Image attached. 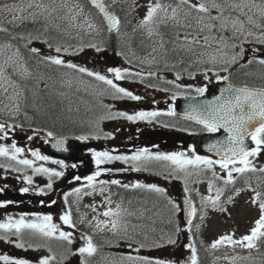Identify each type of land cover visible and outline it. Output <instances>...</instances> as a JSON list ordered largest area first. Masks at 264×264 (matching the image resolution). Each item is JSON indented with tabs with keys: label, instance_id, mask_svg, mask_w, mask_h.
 Returning <instances> with one entry per match:
<instances>
[{
	"label": "snow or ice",
	"instance_id": "6c2138e0",
	"mask_svg": "<svg viewBox=\"0 0 264 264\" xmlns=\"http://www.w3.org/2000/svg\"><path fill=\"white\" fill-rule=\"evenodd\" d=\"M87 3L94 6L102 14L103 20L107 22L108 31H118L120 26V18L112 11V6L119 3V0H112L109 5L105 0H87ZM60 0L59 5L56 0H26V6H18L13 4L11 6L5 4L0 5V8L6 9L14 13L8 23L14 26L17 23H23L27 20L36 21L41 17L50 19L53 13H59L62 9H67L68 15L61 17L62 19L69 20V23L74 27H87L88 31L96 30L97 26L91 22L89 15L85 13V4L82 0ZM29 9H33L29 11ZM216 10V15L212 14V10ZM256 10L253 12V10ZM232 12H238L239 15L232 16ZM227 13V14H226ZM252 13V14H249ZM240 16H247V21L240 19ZM82 18V19H81ZM79 21V23H76ZM3 21L0 20V32L7 33L9 30L3 27ZM171 25L173 32L169 39H165V34L160 32L161 26ZM47 28V25L45 26ZM139 28L145 29L149 37H158L157 45L153 47L152 52L157 53V56L151 55L147 60L149 64L163 63L164 69L173 71L175 79L167 80L166 83L172 84L176 87H181L177 84L182 77V73L187 72L190 76H195L194 72L190 69L193 66H204L202 69L198 67V71L202 70L205 74V79H209L208 73L215 75L217 81L226 82V85L220 89V94L214 96L211 100H203L197 103L188 105L184 113V118L195 121L197 124L202 125L203 129L209 133H217L223 129L227 135L223 139H218L210 143L207 147L210 152H215L219 159H213L209 156H202L194 154L189 157L185 152H171V153H152L147 147L136 150L132 155H114L109 151H92V156L95 158L97 170L83 179L87 182L86 185L72 190L71 193H65V203L68 204V197L75 194H80L85 187L96 190L97 185H106L108 183L114 185H121V181L113 179L110 182L99 180L98 177L102 173L113 171L108 168H101L106 162L111 161H124L125 163L132 164V171H148L152 161H166L170 162L171 171L169 176L171 178H180L179 174L183 173L185 182L187 177L196 174L203 175L207 171L212 172V179L208 182L209 195L201 198V205H210L213 209L226 211L223 207L222 196L225 194L226 188L234 186L238 179L245 177L248 173H260L261 176L257 177L258 187L264 184V166H257L256 159L264 153V85L249 86L244 84L236 86L230 79V68L234 65H244L241 61L246 59L245 43H256L264 45V0H174V3H163L162 0H155L148 5L147 12L143 19L139 22ZM225 32H231V35H224ZM27 39L31 43L33 37L28 33L27 37L23 34H18L13 39ZM171 45V47H169ZM27 46V45H26ZM87 47L95 48L97 52L102 49L96 44H88ZM13 45L5 44L0 45V53L6 49H11ZM49 43V48H52ZM83 48H77L75 51H82ZM30 51L33 54L39 55L40 50L32 47ZM254 52L259 53L260 49H253ZM68 53V47L57 45L55 47L56 55L40 56V63L48 64L49 66L55 65L72 69L81 74H87L94 77L96 80L103 82L110 86L114 98H129L131 100H141L143 97L135 95L132 91L120 86L115 81L123 80L126 76L135 75L141 79L144 76L156 77L163 80L164 77H159L157 72L149 71L146 74L142 72L131 73L128 69L109 68L107 71L113 73L115 81L100 72L91 71L87 67L79 66L71 61H66L60 53ZM248 65L253 63L264 66V54L256 55L246 60ZM185 65H187L185 67ZM207 65H211L208 67ZM8 68L12 69V73L19 74L22 80H27L32 77V73L22 62L19 55V50L12 52L6 57L3 62H0V91L8 93L11 88L12 94L9 99L14 101V106L9 108L10 115H17L21 110L20 98L24 96L25 88L17 84L12 79V75L7 71ZM221 72L229 73L228 75H220ZM62 75H68L67 73ZM43 79V77H41ZM66 83L71 86L72 81L67 80ZM154 87V85H149ZM47 87V84H45ZM184 87H191L190 85ZM18 89V90H17ZM167 90V89H165ZM207 91V85L195 88L197 96H203ZM63 95V93H61ZM26 99V97H25ZM172 99L175 100L176 96L173 95ZM195 99V98H193ZM5 107H8L7 105ZM162 114L169 116L176 115L175 109L170 108L167 113L160 111H137L134 114L127 112H109L107 115L100 117L103 119H114L116 117H123L129 121L148 120L151 121ZM16 126L11 124L0 123V140L8 137L9 130L15 129ZM52 131L47 132L48 137H52ZM107 136H112V133H106ZM250 138L254 147H249L245 140ZM29 140L32 136L28 137ZM77 140H87L88 136L76 137ZM57 144L63 151H68L71 147H65V138L61 137L57 140ZM195 152V149L192 150ZM25 152V148L17 146L13 141L10 146L0 143V157L7 160L14 161L15 165L23 167H16L13 164H0V168H10L14 171L21 172L24 168L32 169L33 174L42 173L48 177V183L44 188H39L40 193L45 192V188L51 190L53 187V178H60L65 175L63 171L47 168L43 165L36 166L35 161H47L49 157L42 155L38 150L31 151V156L35 159L21 158V154ZM54 163L67 167L63 160H56ZM218 165L223 173L215 171ZM71 167H77L72 164ZM191 167V171L189 168ZM117 171H128V169H120ZM20 177H18L19 179ZM166 179L169 177H165ZM22 179L28 184H33L32 175H24ZM74 180L79 181L80 176H75ZM216 180L223 182V187L216 185ZM247 189L254 192L251 198V203L258 205L260 210L259 218L255 221L254 226L250 231L239 237L235 238L234 233H226L219 236L214 240L210 248L218 249L222 246L226 247H240L247 250H259L260 244L264 243V191L253 189L250 178L244 180ZM125 189H145L149 192L164 194L166 189L157 186L156 184H148L142 182H135L131 184H122ZM5 187H0V193L5 191ZM31 189L23 187L20 189L22 193H28ZM242 188H233V195L228 196L226 202L232 203L235 196H238ZM99 191L103 193L104 187H100ZM185 192L189 189L185 187ZM85 195L91 193L84 192ZM106 202L111 204V199L106 197ZM189 205L188 220L186 222L187 230L191 231L193 227L192 218L197 215V207L193 204L190 198L187 199ZM13 203L11 200H0V207H4ZM43 203V201H41ZM52 204L56 201L52 200ZM179 211V207L173 201H169ZM105 219L100 220L94 217L95 229L98 232H110L112 239L108 243L113 246H119L121 242H128V247L131 248L133 242L136 241V236L141 234L140 229L142 225H131L128 217L134 213L128 212L126 209H121L120 205L116 206L113 210L111 207L107 208L103 213ZM203 220V215L200 216ZM51 215H36L35 219H28L25 215L19 218L8 216L6 221H0V240H5L8 243L14 244L18 248L32 247L31 244L25 240L26 234L40 235L49 239H57L66 241L67 244L73 243V232L63 231L60 225L52 222ZM60 220L64 225L75 229L76 223L72 217V210L69 207L61 214ZM83 223V219L81 220ZM89 224L92 221H88ZM199 228L200 225H195ZM182 229L177 225L174 234H162L158 242L154 241L152 247H163L165 245H175L178 240V235ZM144 239H148L147 233H144ZM11 237H16L15 240ZM82 239L85 241L84 245L76 249L74 252L69 249L68 254L61 257L59 264H63L68 259V255L79 254L81 264H89V257L94 256L98 251V245L94 242L91 235L85 234ZM139 247H146V244L139 243ZM185 247L191 250L189 258L190 264H198L197 249L194 244L189 243ZM139 249H137L138 251ZM51 251V249H49ZM228 259V257H225ZM129 261H136L137 264H178L173 260H166L160 258H150L146 256H132L126 257ZM235 264L237 260L248 259V257L233 256L230 258ZM56 260L55 255H48L41 257L37 264H52ZM0 262L3 264H32L26 258H14L7 254H0ZM182 264V262H180Z\"/></svg>",
	"mask_w": 264,
	"mask_h": 264
},
{
	"label": "flooded vegetation",
	"instance_id": "af4514ba",
	"mask_svg": "<svg viewBox=\"0 0 264 264\" xmlns=\"http://www.w3.org/2000/svg\"><path fill=\"white\" fill-rule=\"evenodd\" d=\"M102 57H107V55H98L96 65L99 69L103 67L102 72L105 73L106 68H108V66L113 67V65H108L105 60L101 61ZM29 68H31V66H29ZM106 75H110V73ZM244 75L248 78H254L255 76L252 70L245 71ZM262 78H264V76H262ZM34 80H38V78L31 77L25 80L27 85L23 98L26 97L28 108L20 110L19 112L21 114L24 112L29 118H32L33 116L36 117V115L45 116V112L41 114L38 113L39 105H36L35 103L42 102V104H40L41 106L44 103L51 101L46 94V90L41 93L33 92L32 83H34ZM144 80L148 79H141L139 77L130 80L125 79L115 81L120 86L132 91L135 95L143 97V99L138 101L126 97L115 99L113 95H111L107 99L109 102L107 106H109L110 112H127L129 114H134L137 111L143 110L167 113V111L172 108V93L160 91L158 88L150 87L148 85L143 86L139 84L140 81ZM157 80L158 79L156 78L155 81ZM45 89H47V87H45ZM11 94H9V96ZM0 96L4 97V94H0ZM52 99V108L59 106L63 113V101L56 96ZM96 105V102L90 104L92 110H97ZM49 108L47 110H49ZM36 120L37 123L34 128L29 124L28 127L18 125L21 128L15 127L14 131L10 129L8 137L0 140V143L10 146L12 142L15 141L17 146L25 148V152L21 154V158L34 160L35 158L31 156V151L35 150H38L42 155L48 156L44 148V139L47 134L46 128L53 124L37 118ZM107 123L108 133H112V136H107L105 134L104 137L99 138L95 132L92 133V135L89 136V139H87L89 142L88 147L81 151L80 157L77 161L70 162L49 156V160L47 161H35L36 166L43 165L44 167L56 169L57 171H63L65 173L63 177L53 178L52 189L48 190L45 188L44 193H40L38 189L44 188L48 183V177L46 175L42 173L33 174L32 169L28 168H24L21 172L14 171L7 167L0 168V187L6 186L5 191L0 193V200L13 201L11 204L0 207V221H6L8 216L19 218L21 215H25L28 219H35L36 215H51L53 223L60 225L61 230L68 231L72 228L64 225L60 220V216L70 205L73 220L77 225L76 228L89 231L94 242L108 243V241L112 239V234L110 232L96 231V221L94 219V217H97L100 220L105 219L102 213L107 208L111 207L115 210L116 206L120 205L121 209H126L128 212L134 213V215L127 218L132 224L141 222L140 218L145 216V210L148 211V214L153 213L155 216L157 213L159 214V209L139 204L135 198L145 194L151 195L152 193L153 195L160 193L149 192L145 189H125L121 186L122 184H131L137 181L160 186V181L158 179L159 175L155 174L158 172L157 161L151 162L148 171H132V164L130 162H106L99 167L112 169L113 171L102 173L98 179L109 182L113 179H118L121 181V185H114L111 183L103 186L97 185L95 191L92 188L85 187L80 194L73 193L70 195L68 197V204L65 203L64 194L71 193L73 189L86 185L87 182L83 178L92 175L97 170L92 151H109L114 155H132L136 150L147 147L152 153H171L177 152L178 150H186L189 152V143L182 139L186 132L190 130L195 132L207 131L203 129L202 125L197 124L195 121L185 119L182 116H169L166 114H162L151 121H129L123 117H116L114 119H109ZM77 124L78 122H76V125ZM57 125L63 127V122H60ZM29 136H32L31 140L28 139ZM56 160H63L67 167H61V165L54 163ZM10 163L15 165L14 161L0 157V164L7 165ZM72 164H76L77 167H71ZM15 166L23 167L21 165ZM120 169H128V171H117ZM24 175H32V185H28L22 179ZM75 176H80L81 179L79 181L74 180L73 178ZM18 177L20 178L18 179ZM23 187H29L31 190L28 193H22L20 192V189ZM100 187L105 188L103 193L99 191ZM185 187L188 188V186L184 184L179 185L174 183V186L165 185L163 187L166 189L164 194L176 195L177 193L185 192ZM84 192H89L91 194L85 195ZM106 197L111 199V204L106 202ZM52 200H55L56 203L52 204ZM41 201H43V203H41ZM98 201L100 204L92 205ZM82 219L83 223H81ZM88 221H92V223L89 224ZM157 222L158 220L155 219V223ZM11 239L15 240L16 237H11ZM73 239L80 243L82 236L75 231L73 233ZM25 240L32 246L64 242L62 240L49 239L40 235L31 234H26ZM32 250V247L26 246L22 249L5 240H0V254H7L14 258H26L30 260L32 264H37L41 257L46 256L35 253ZM115 255H121V253H116ZM97 256V253L92 256V261L96 260ZM114 258L120 260L122 257L115 256ZM0 264H3V262H0Z\"/></svg>",
	"mask_w": 264,
	"mask_h": 264
},
{
	"label": "rangeland",
	"instance_id": "374dc122",
	"mask_svg": "<svg viewBox=\"0 0 264 264\" xmlns=\"http://www.w3.org/2000/svg\"><path fill=\"white\" fill-rule=\"evenodd\" d=\"M6 2H3L1 5H13L16 4L18 6H26V0H5ZM109 2L112 3V0H109ZM33 9H29V11H32ZM256 10L254 9L253 12H255ZM14 13L9 12L6 9L0 8V16L4 17V18H12V15ZM212 14L216 15V10L213 9L212 10ZM227 14V13H226ZM232 16H237L239 15L238 12H232L231 13ZM252 14V13H249ZM241 20H244L245 22L247 21V16H240ZM45 21L46 19L43 17L42 19ZM35 22V21H32ZM19 23V22H18ZM68 25L71 26L72 24L69 23L68 20ZM231 33V32H229ZM156 41H158V39H155ZM152 41V40H150ZM155 44H157V42H154ZM38 49L41 50V48L44 49V51L50 55H56L55 50L54 49H49L46 45H40V44H36ZM154 45V44H153ZM149 47V46H148ZM244 47L246 49V59L244 61H241V63L244 65L243 67L240 66L241 69H245L248 68V64L246 63L247 59H250L253 56L256 55H260V54H264V45H260V44H256V43H245ZM153 48V46L151 47ZM260 49V52H254L253 49ZM151 55H155V53L152 52L151 50ZM113 55V54H111ZM109 55L107 56V60L106 62L109 63H113L114 68H120V69H128L131 73H137V72H142V73H147L149 71L144 70L145 68H147V66H150L149 63H147V58H145V56L143 58L141 57H137L131 60L132 61H137L138 64L136 66H134L132 63H125L124 65H122L120 62L121 58L116 57V59H112V56ZM150 55V56H151ZM248 57V58H247ZM79 58H81V61H84L86 63V66L88 69L91 70H95V60L98 59V55L93 54V53H86L84 55H81ZM151 58V57H150ZM89 60H93V64L91 66H88L87 64L90 65ZM255 65H258L256 63H254ZM208 67H211V65H207ZM185 72L182 73V76H184ZM224 72H221L220 75H224ZM114 76V74H113ZM133 76V75H132ZM146 76V75H145ZM166 79L169 78H175L173 76H162ZM208 77L209 79H205V74L202 70L195 72V76H191L190 78V82L193 86H195V88L197 87H201L204 86L208 83H210L213 80H216L215 75H213L212 73H208ZM137 78L133 77V79ZM185 79V78H184ZM72 82H74V86L78 87V83L80 82V79L78 78H72ZM76 82V83H75ZM182 87L185 86L186 83L183 82V77H181V79L178 81ZM182 83V84H181ZM99 88V86H97ZM96 86H93L92 88L94 90H96L97 92H102L101 90H99ZM110 88V86L108 87ZM13 91L11 88H9L8 93ZM112 90H107L106 92H111ZM53 90H48L46 92L47 96H49L50 100L48 103H45L43 105L40 106V109L38 108V113H44L49 107H53ZM7 93H4V97L0 98V105H1V109H3L7 115H10L9 113V108L13 107L12 104L10 103V99L9 97L6 98L5 95ZM59 95V94H58ZM118 99V98H115ZM76 100H78L76 97L71 98V102L70 104L73 105ZM80 102V100H79ZM6 104H8V107H5ZM83 107H85V105L83 103H81ZM66 117H64L67 121H72L74 120L76 117L71 115L70 112L68 110H66ZM78 118V116H77ZM3 121V120H1ZM66 121V122H67ZM107 121V120H106ZM106 121L104 123H106ZM3 123V122H1ZM7 124H10V122H6ZM104 124H102L103 126ZM83 128V126L81 127ZM187 134H185L182 139L183 140H187L186 139ZM177 152H185L186 155H188L189 157L193 156V155H189L187 154L186 150H178ZM158 163H160L159 165V170L160 172V176H158L159 179H161V183H164L163 179L164 177H168V174L171 171V165L170 162H166V161H157ZM264 153H262L261 155H259L258 157V162H257V166H264ZM215 167V171L217 172L219 166L216 165ZM189 170L191 171V167L189 168ZM221 174H225L223 172H221ZM180 178H171L172 179V183L170 181V184H174V183H178V184H185L186 186H189V188L191 190H194L195 193L197 194V201L199 202L200 205V213H199V217L201 215H203L204 219L201 220L199 218L198 222L196 225H200L199 228H196L195 226L191 229V231L185 229V227L182 228V231L180 233V235L178 236V240L177 243L173 246H166L163 248L159 247L160 251L159 255L161 259H166V260H173L176 261L178 258H181L182 256L184 257H188L190 258L191 256V250L187 247H185V245L192 243V239L194 238V236L196 235L197 239L199 240L200 244L208 251L211 250L210 245L211 243L216 240L219 236L224 235L226 233H234L235 238H239L245 234H247L251 227L254 226L255 221L259 218L260 215V210L258 205H254L251 203V196L249 191H243L242 193H240L238 196L234 197V200L232 203H226L225 207H227L226 211H224L225 213H223L222 211L218 210V209H213L211 208L210 205L207 206H203L201 205V198L203 196L209 195L208 192V181L204 180V176L203 175H196L193 174L189 177H187V183L185 182V177L183 173L179 174ZM181 179V180H180ZM212 179V176H211ZM218 180H216L215 182L217 183ZM172 201L174 198H170ZM162 216H160L158 213L156 214V216L152 213V214H146V217L144 218H140V223H130L131 225H142L143 227L139 230L141 234L136 236V241L140 240V241H144V233H147L148 235V243L146 244V247H143L145 249H150L153 250L156 247H152V243L155 241V239H153L152 237H150L149 235L152 233L153 234V230L156 229L154 228L155 225V219H157L160 222H163V218H161ZM179 218V217H178ZM162 234H166L161 230V235ZM85 242H81L79 245L83 246ZM128 245H121L122 248H126ZM74 248L75 246L72 245ZM139 246V245H138ZM137 247H134L132 245L130 249V251L134 250L136 253H143V250L141 252H139L140 250L137 251L138 249ZM48 247H43V246H38L37 248H34L33 251H36V253L38 254H48L49 252L47 251ZM72 248V247H71ZM74 248H72L73 250H75ZM115 250V249H113ZM128 250V249H127ZM112 254L108 253V257H110ZM146 257H151V253H148V255L145 254ZM233 257V256H232ZM231 257L228 256V259H226L225 257H221L218 258L214 261L213 264H233L232 260L230 259ZM63 264H78V262L76 261L74 256H69L67 260H65L63 262ZM235 264H237V261L235 262Z\"/></svg>",
	"mask_w": 264,
	"mask_h": 264
},
{
	"label": "trees",
	"instance_id": "16d2710c",
	"mask_svg": "<svg viewBox=\"0 0 264 264\" xmlns=\"http://www.w3.org/2000/svg\"><path fill=\"white\" fill-rule=\"evenodd\" d=\"M82 2L85 4V13L89 15V19L91 22L95 23L97 28L96 30L90 31V33H84V29H87L85 26L84 28L81 27H74V26H69L68 25V20L67 19H62L61 17H65L68 15L67 9H62L59 13H53L52 17L48 20L47 23V28L49 29V33L45 37L47 41L52 44V46L56 47L57 45L62 46V47H68L69 48V54L74 53L76 46H86L88 44H96L99 46L101 49H108L111 50L112 52H121L126 49H138L139 51L142 52V49L149 46L150 49L152 46L155 47L157 44L154 42H157L155 39H158V37H149L147 35L144 36L145 29H141L138 27L139 22L143 19L144 15L147 12L148 5L150 3V0H119V3H116L113 5L120 15L121 23L119 26V29L122 30L120 33L117 32H109L108 29L105 27L103 24L100 16L98 13L92 9L89 4L87 3L86 0H82ZM151 2H155V0H151ZM163 3H174V0H162ZM60 0H56V4L59 5ZM71 6V0L70 4ZM82 19V18H81ZM3 23V27L8 28V32H0V39H6L9 40V37L14 36L16 37L18 34H23L25 37H27L28 33L31 31L30 27H32L31 24H28L27 27H14L13 24L8 23L10 21V18H0ZM76 23H79L77 21ZM34 27H36L34 25ZM39 28V26H38ZM77 30H81L78 32ZM69 31H72L73 33H70ZM75 31V32H74ZM160 32L165 34V39H169L172 35L173 29L171 25L168 26H161L160 27ZM224 35H231L229 32L223 33ZM33 37H39L41 35H37V33L32 34ZM152 40V41H150ZM16 42L20 44L23 39H15ZM48 43V44H49ZM154 44V45H153ZM126 46H131V48H128ZM171 47V45H169ZM151 50H149L151 52ZM19 52L20 57L22 58V61L25 62L28 59H32L33 61H36V57L34 54L33 56L28 57L29 49L26 50L25 48L20 50ZM10 55L9 53L6 54H1L0 55V62H3L6 57ZM155 56H157V59H159V56L157 53H155ZM40 60V58H38ZM38 63H35L33 65V77H38L39 79L41 77H45L46 83L48 86V90H52L54 81L58 77L59 74H57L55 71H53L51 66L48 69V72L44 74L43 70L45 68H41L37 66ZM187 65H185L186 67ZM198 67L203 68L204 66H193L190 71L191 72H198ZM236 67V66H235ZM150 69L154 72L159 71V72H169L172 74H175L173 71H168L164 69L163 63L160 64H151ZM8 71V69H7ZM67 73L68 75H63L65 79H67L70 76H75L76 73L72 69H68L64 67V73ZM184 75H188L187 72H185ZM86 76V75H83ZM190 76V75H188ZM67 81V80H66ZM65 81V82H66ZM45 89L40 88L37 85H33V92H44ZM54 91V90H53ZM68 90L65 91V94ZM55 92V91H54ZM48 103V102H46ZM36 105H39L40 109V104L42 102L35 103ZM45 104V103H44ZM53 104V103H52ZM45 116L42 115H36V118L39 120H43L45 122H48L53 125H57L60 122H63V129L64 134H68L69 130L68 124L66 122V110L64 108V111L62 113L61 109L59 106H55L54 108L50 107L47 112L45 111ZM71 114V113H70ZM73 115V114H71ZM74 116V115H73ZM62 120V121H61ZM260 175V174H258ZM163 228V227H162ZM168 230V234H173L175 231V228L173 226H170L169 228H166ZM237 248L236 251L234 252L236 256L240 257H248V259H241L242 264H248L250 258H254L257 262H264V243L260 244L259 250L253 249V250H247L243 249L240 247H235ZM215 254L219 255L218 253ZM197 253L201 258L202 263L201 264H209L210 258L213 255V251H206L203 246H201L198 242L197 245ZM221 253V252H220ZM214 254V255H215Z\"/></svg>",
	"mask_w": 264,
	"mask_h": 264
},
{
	"label": "water",
	"instance_id": "95a60500",
	"mask_svg": "<svg viewBox=\"0 0 264 264\" xmlns=\"http://www.w3.org/2000/svg\"><path fill=\"white\" fill-rule=\"evenodd\" d=\"M92 7H94V6H92ZM111 10L114 11L113 7ZM114 13L116 14L115 11H114ZM101 16H102V14H101ZM105 23L107 24L106 21H105ZM225 85H226V82H223V81H217V82H213V83L209 84L207 86V91H206V94L204 97L177 98L174 102L175 112L177 114L184 115L189 104L197 103V102H200L203 100H211L214 96L220 94V89L223 88ZM193 98H195V99H193ZM226 135H227V133L223 129H221L219 132L212 134V135H205V134L191 135L190 139L192 142V147H193V149H195V152L210 156V157L215 158V159H219V157L216 155L215 152H210L208 150L207 146L210 143H212L218 139L225 138ZM59 138H61V137H50L46 140L45 145H46V150H47L48 154L50 156H53V157H61V158H66V159H70V160H76L78 157V153L80 152V150L85 145L76 139L63 137V138H65V147H69V145L71 146L68 151H63L60 149V147L57 144V140ZM188 198H189L188 196H184V195H179L177 197V200H178V203L180 206L181 219L184 223H186L188 220L189 205L186 202ZM193 204H194V202H193ZM193 219H194V217L192 218V220ZM180 262H182V264H190L188 261H180ZM180 262H179V264H180Z\"/></svg>",
	"mask_w": 264,
	"mask_h": 264
}]
</instances>
